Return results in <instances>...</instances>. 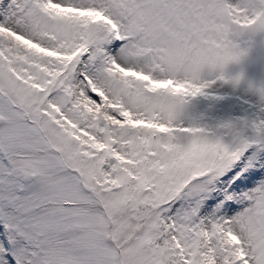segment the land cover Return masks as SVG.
Instances as JSON below:
<instances>
[{
    "label": "snow or ice",
    "instance_id": "snow-or-ice-1",
    "mask_svg": "<svg viewBox=\"0 0 264 264\" xmlns=\"http://www.w3.org/2000/svg\"><path fill=\"white\" fill-rule=\"evenodd\" d=\"M0 264H264V0H0Z\"/></svg>",
    "mask_w": 264,
    "mask_h": 264
}]
</instances>
